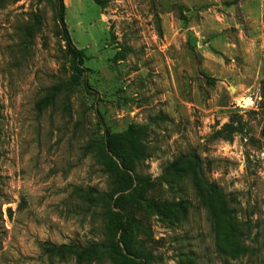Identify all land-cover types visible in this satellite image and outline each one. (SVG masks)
I'll return each instance as SVG.
<instances>
[{
    "label": "rangeland",
    "instance_id": "rangeland-1",
    "mask_svg": "<svg viewBox=\"0 0 264 264\" xmlns=\"http://www.w3.org/2000/svg\"><path fill=\"white\" fill-rule=\"evenodd\" d=\"M118 134L136 193L88 148ZM263 134L264 0H0V264H112L108 206L146 264H264Z\"/></svg>",
    "mask_w": 264,
    "mask_h": 264
},
{
    "label": "trees",
    "instance_id": "trees-1",
    "mask_svg": "<svg viewBox=\"0 0 264 264\" xmlns=\"http://www.w3.org/2000/svg\"><path fill=\"white\" fill-rule=\"evenodd\" d=\"M92 1L98 4V0ZM72 55L75 60L78 53L72 50ZM77 65H82L81 59L77 62ZM72 85L70 84V86ZM88 148L90 151H95L97 159L104 168L103 172L113 179L114 184L117 185V193L130 189L132 183H135L136 186L131 189V193H136L149 182V178L137 173V166L143 160L144 150L132 135L118 134L103 137L101 140H92L88 143ZM184 164H187V166L190 164L188 159L180 158L174 161L164 170L163 177L180 179L185 170V168L182 169ZM201 188H204L203 184ZM104 198L107 199V197ZM148 206L155 208L157 213L165 219L176 220L175 212L180 211V207L171 210L169 205L153 201H149ZM104 210L102 211V217L105 220L106 245L103 252L107 255L108 260L112 264H146L147 258L144 250L136 245L134 237L128 236V233H132L133 226L131 225L133 223L128 218L114 213L109 206L105 207ZM100 248L102 249V247ZM89 251H91L90 254H95V248H90Z\"/></svg>",
    "mask_w": 264,
    "mask_h": 264
},
{
    "label": "built area",
    "instance_id": "built-area-1",
    "mask_svg": "<svg viewBox=\"0 0 264 264\" xmlns=\"http://www.w3.org/2000/svg\"><path fill=\"white\" fill-rule=\"evenodd\" d=\"M253 105H254V103H252V100H250V98L247 100H242L240 103L237 104V106L241 109H247V108L252 109Z\"/></svg>",
    "mask_w": 264,
    "mask_h": 264
}]
</instances>
